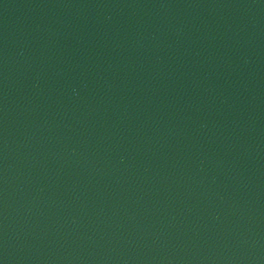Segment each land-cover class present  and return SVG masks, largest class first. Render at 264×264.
I'll list each match as a JSON object with an SVG mask.
<instances>
[{"label":"water","instance_id":"95a60500","mask_svg":"<svg viewBox=\"0 0 264 264\" xmlns=\"http://www.w3.org/2000/svg\"><path fill=\"white\" fill-rule=\"evenodd\" d=\"M0 264H264V0H0Z\"/></svg>","mask_w":264,"mask_h":264}]
</instances>
